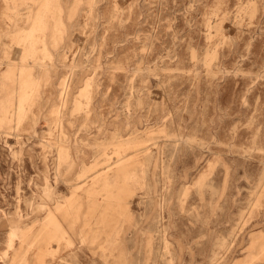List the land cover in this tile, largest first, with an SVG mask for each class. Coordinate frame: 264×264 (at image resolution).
<instances>
[{
    "label": "rangeland",
    "instance_id": "374dc122",
    "mask_svg": "<svg viewBox=\"0 0 264 264\" xmlns=\"http://www.w3.org/2000/svg\"><path fill=\"white\" fill-rule=\"evenodd\" d=\"M0 264H264V0H0Z\"/></svg>",
    "mask_w": 264,
    "mask_h": 264
},
{
    "label": "bare ground",
    "instance_id": "6f19581e",
    "mask_svg": "<svg viewBox=\"0 0 264 264\" xmlns=\"http://www.w3.org/2000/svg\"><path fill=\"white\" fill-rule=\"evenodd\" d=\"M13 232V231H12Z\"/></svg>",
    "mask_w": 264,
    "mask_h": 264
}]
</instances>
